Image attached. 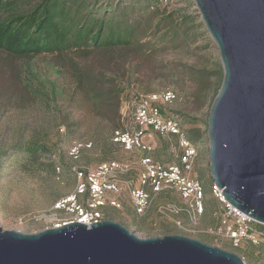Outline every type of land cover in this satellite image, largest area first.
Masks as SVG:
<instances>
[{"label":"rangeland","instance_id":"374dc122","mask_svg":"<svg viewBox=\"0 0 264 264\" xmlns=\"http://www.w3.org/2000/svg\"><path fill=\"white\" fill-rule=\"evenodd\" d=\"M129 2L133 8L130 20L141 23L138 37L143 47L32 58L0 52V227L34 234L77 221V211L72 210L89 197L87 190L78 194L79 185H86L85 175L104 163L126 165L128 170L119 180L132 184L138 183L143 158L179 166L176 136L148 132L143 140H150L149 152L126 151L113 141L115 131L129 129L133 94L171 92L172 102L160 99L156 105L164 117L178 121L196 149L191 170L185 174L201 183L207 214L196 225L187 218L182 228L175 227L171 217L157 210L168 203L180 205L179 200L162 191L137 216L129 212L131 198L127 185L122 184L121 193H107L121 208L106 205L103 220L118 222L141 238L180 233L235 253L244 264H264V237L259 244L243 241L233 247L223 231L213 233L220 226L222 204L213 193L206 131L223 72L217 47L193 0H161L157 13L144 11L145 5L138 1ZM177 14L187 16L188 24L185 35L172 36L173 30L162 17L170 15L173 25L182 24ZM43 145L47 150L30 157L28 148ZM64 202V207L58 206ZM255 228L264 233L263 225Z\"/></svg>","mask_w":264,"mask_h":264},{"label":"water","instance_id":"95a60500","mask_svg":"<svg viewBox=\"0 0 264 264\" xmlns=\"http://www.w3.org/2000/svg\"><path fill=\"white\" fill-rule=\"evenodd\" d=\"M223 72L207 119L208 162L223 200L264 226V0H193ZM0 264H244L184 235L141 238L73 221L38 233L0 227Z\"/></svg>","mask_w":264,"mask_h":264},{"label":"built area","instance_id":"2783aa9c","mask_svg":"<svg viewBox=\"0 0 264 264\" xmlns=\"http://www.w3.org/2000/svg\"><path fill=\"white\" fill-rule=\"evenodd\" d=\"M174 98L171 92H166L162 96L138 94L133 105L129 129L115 131L113 141L126 151L140 149L143 152H149L151 146L143 140L148 132L177 137L179 150L177 158L180 165L164 166L152 161L149 157L143 158L142 170L138 174L139 186L130 190L129 194L134 213L141 216L149 208L153 194L165 190L175 191L182 200V205L166 204L159 207L157 212L165 218H173L174 226L182 228V220L176 218L182 214H185L193 225L199 223L204 212V190L198 180L185 174L186 171L191 170L196 157L195 147L182 133L178 121L164 117L156 105L160 99L164 103H170ZM127 168L126 165L113 161L104 163L95 172L85 175L87 186L80 184L78 194L87 190L89 197L86 202L72 210L77 211L78 222L90 225L103 220L100 208L106 205L115 209L121 208L120 203L115 199H109L107 193H120L118 177L124 174ZM82 175L83 173L80 172L78 177ZM146 188H149V191ZM213 193L222 204V213L219 216L220 226L213 233L220 235L223 231L233 247H238L243 241L259 244L264 233L255 228L257 223L227 204L220 191L214 186ZM64 204L66 203L58 206L64 207Z\"/></svg>","mask_w":264,"mask_h":264},{"label":"trees","instance_id":"16d2710c","mask_svg":"<svg viewBox=\"0 0 264 264\" xmlns=\"http://www.w3.org/2000/svg\"><path fill=\"white\" fill-rule=\"evenodd\" d=\"M132 1L143 3L144 11L157 13L161 0ZM130 4L129 0L119 3L105 0L103 4L99 0H0V52L15 58H32L42 54L85 55L135 45L143 47L145 44H140L138 37L141 23L130 20L133 9ZM177 16L182 24L173 25L170 15L162 17L173 30L172 36L186 32L188 17ZM137 96V93L131 96V108ZM40 149L47 150L43 145L27 151L34 158Z\"/></svg>","mask_w":264,"mask_h":264},{"label":"crops","instance_id":"0c3cea01","mask_svg":"<svg viewBox=\"0 0 264 264\" xmlns=\"http://www.w3.org/2000/svg\"><path fill=\"white\" fill-rule=\"evenodd\" d=\"M147 143H150V140H145ZM120 177V176H119ZM119 177H118V186L120 187V189H121V191L124 189L123 188V186H122V184L123 185H127V189L129 190V193H130V190H132V189H135V188H137L138 186H139V184L137 183V181L134 183L133 182V184H132V181H129V182H124V183H122L120 180H119ZM137 177H138V175H137ZM131 187H132V189H131ZM148 191H149V188H146ZM121 191H120V193H121ZM166 192H171V193H173L174 195H175V198L176 199H178L179 200V203H180V205H178V206H181L182 205V200L180 199V197H179V195L175 192V191H170V190H165ZM119 194V193H118ZM159 194V193H158ZM168 194V193H167ZM157 194H153V196H156ZM112 199H115L117 202H118V200L116 199V198H112ZM204 200H205V194H204ZM120 203V202H119ZM169 204V203H168ZM170 204H172V203H170ZM174 205H176V204H174ZM131 206H132V210H130L129 212H131L132 213V211L134 212V210H133V205H132V202H131ZM208 206H206V204H205V201H204V212H203V214H204V216H205V214H207V210H206V208H207ZM104 207H102V208H100V211L102 212V209H103ZM102 214H103V212H102ZM202 214V215H203ZM202 217V216H201ZM177 219H181L183 222L184 221H186L187 220V216L185 215V214H182L181 216H179V217H176ZM174 219L173 218H170V221H171V223H172V221H173ZM173 224V223H172ZM174 225V224H173ZM174 227V226H173ZM178 234H180V233H178Z\"/></svg>","mask_w":264,"mask_h":264}]
</instances>
